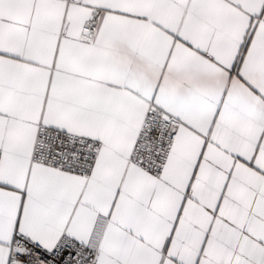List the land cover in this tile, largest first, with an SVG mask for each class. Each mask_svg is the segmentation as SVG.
Returning a JSON list of instances; mask_svg holds the SVG:
<instances>
[{"label":"snow or ice","instance_id":"snow-or-ice-1","mask_svg":"<svg viewBox=\"0 0 264 264\" xmlns=\"http://www.w3.org/2000/svg\"><path fill=\"white\" fill-rule=\"evenodd\" d=\"M0 264H264V0H0Z\"/></svg>","mask_w":264,"mask_h":264}]
</instances>
